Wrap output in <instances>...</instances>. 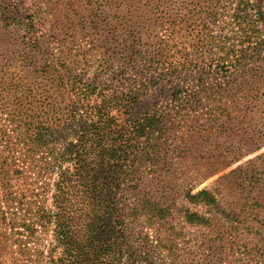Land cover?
<instances>
[{"label": "trees", "instance_id": "1", "mask_svg": "<svg viewBox=\"0 0 264 264\" xmlns=\"http://www.w3.org/2000/svg\"><path fill=\"white\" fill-rule=\"evenodd\" d=\"M122 2V9L135 10L137 5ZM148 4L164 18L161 25H203L202 33L190 47L181 48L163 39L152 45H131L125 59L161 66L164 73L174 76L179 56L182 61H193L188 50L192 48L206 57L200 71L211 81L204 82L200 75L196 87L177 86L167 93L164 108L152 110L153 100L147 97L152 81L142 73L128 92L109 93L90 103L88 118L77 119L73 114L78 106L73 105L69 121L74 142L59 151L57 160L66 167L54 181V207L48 210L42 206L34 213L35 221L20 223L29 238L35 234L34 225L46 229L52 224L54 242L48 249V264H182L176 259L188 251L175 236L154 229L150 234L153 249L143 232L161 225L171 210L146 191L141 193L139 168L148 163L156 172L161 152L166 154L164 159L171 158L168 146L184 149L178 152L182 158L190 157L187 148L203 140L213 145L222 136L229 141L239 138L242 144L232 159L229 155L216 156V160L212 155L203 157L201 164L211 167V174L264 143V0H154ZM185 66L186 71L195 69L194 64ZM51 90L46 89L47 104L53 98ZM94 92H84L83 101ZM246 122L249 126L260 124L261 129H252L246 138L242 131H233L235 124ZM48 127L43 123L36 127L31 138L36 146L49 148L54 142L51 136L55 130L50 128L48 133ZM177 132L179 138L171 139ZM128 194L137 198L127 203ZM187 199L209 212L181 210L183 221L202 232L188 263L264 264V201L261 218L249 219L242 210L240 214L228 211L207 188L189 192ZM138 225L140 231H136Z\"/></svg>", "mask_w": 264, "mask_h": 264}, {"label": "rangeland", "instance_id": "2", "mask_svg": "<svg viewBox=\"0 0 264 264\" xmlns=\"http://www.w3.org/2000/svg\"><path fill=\"white\" fill-rule=\"evenodd\" d=\"M128 1L137 3L135 10L122 9L121 0H0V264H48V249L54 242L52 224L46 229L34 225L35 234L29 238L20 223L35 221L34 213L42 206L48 210L54 207V181L66 167L57 160L59 151L74 140V127L69 121L73 105L78 106V112L73 114L77 119L88 118L86 109L90 103L109 93L128 92L135 79L143 77L142 73L152 81L147 92L154 103L152 110L164 108L167 93L177 86L196 87L200 75L204 82L211 81L200 71L206 57L192 48L188 50L193 61H182L179 56L174 76L164 73L161 66L128 62L125 51L131 45H152L163 39L181 48L190 47L203 28L161 25L164 18L148 4L154 0ZM190 64L195 65L194 71L185 70V65ZM123 78H127L126 83ZM48 87L52 88L49 93L53 98L47 104ZM91 90H95L94 94L83 101L84 92ZM41 123L49 126L48 133L50 128L55 130L49 148L31 141ZM185 127L180 130L183 132ZM252 129L259 131L261 125L249 126L246 122L233 126V131H242L245 138ZM178 135L181 133L172 134L171 139H178ZM238 139L229 141L222 136L213 145L203 140L187 148L190 157L182 158L178 152L184 149L168 146L171 158L164 159L166 154L161 152L156 172L148 163L139 168L141 193L146 191L171 210L161 225L143 230L153 249L150 234L160 228L163 235L175 236L188 251H183L176 261L190 264L187 258L193 257L202 232L183 221L181 210L209 212L203 205L191 203L187 199L189 192L207 188L228 211L240 214L242 210L246 218H261L264 143L215 173L210 174L211 167L201 164L208 155L215 160L223 155L232 159L242 144ZM135 198L128 194L126 202ZM136 231H140L139 225Z\"/></svg>", "mask_w": 264, "mask_h": 264}]
</instances>
